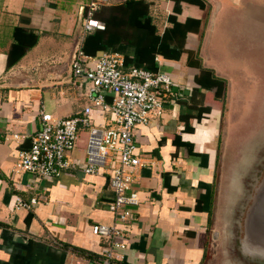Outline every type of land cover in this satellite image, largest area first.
<instances>
[{"label": "crops", "instance_id": "0c3cea01", "mask_svg": "<svg viewBox=\"0 0 264 264\" xmlns=\"http://www.w3.org/2000/svg\"><path fill=\"white\" fill-rule=\"evenodd\" d=\"M149 1L163 33L172 25L175 1ZM205 1V8L181 3L179 21H203L200 32L188 34L187 51L179 59L156 56L158 69L172 76L181 93L174 90L162 117L137 126L145 165L133 189L141 202L132 207L134 218L122 223L109 207L115 198L110 174L85 172L87 128L81 127L71 166L58 177L40 179L17 168L41 126L42 110L62 118L92 106L94 124H112V113L92 101L89 80L74 77L71 66L87 34L88 0H0V264H72L77 253L100 257L106 242L93 232L96 223L123 229L120 264H242L228 257V217L234 216L241 179H234L236 164L227 169L229 84L243 49L253 58L259 36L264 38V0ZM13 55L18 61L9 66ZM201 67L227 80L225 106L207 102L211 111L193 118L194 130L188 131L179 100L200 87ZM105 99L112 102L113 96L106 93ZM34 197L37 203L22 205Z\"/></svg>", "mask_w": 264, "mask_h": 264}, {"label": "built area", "instance_id": "2783aa9c", "mask_svg": "<svg viewBox=\"0 0 264 264\" xmlns=\"http://www.w3.org/2000/svg\"><path fill=\"white\" fill-rule=\"evenodd\" d=\"M108 0H88L83 18L85 33L105 29V24L93 15L95 9ZM124 56L119 53L87 55L78 46L72 56L74 77L84 76L90 82V97L96 106L112 113L110 126H98L92 119V106L75 115L57 118L41 111V126L31 136V146L20 153L19 171L31 173L40 179L58 177L71 166V153L76 148L81 127L89 130L86 173L108 172L109 186L115 193L110 209L120 222L134 218L133 206L141 202L139 192L133 189L138 169L145 165L138 152L136 130L139 124H149L164 115L166 102L174 97L175 81L170 74L158 69L132 66L124 70ZM113 96L112 102L105 99ZM34 197L31 207L37 203ZM93 232L106 244L97 258L79 256L72 264H120L116 261L118 249H125L120 240L123 229L117 225L96 223Z\"/></svg>", "mask_w": 264, "mask_h": 264}, {"label": "trees", "instance_id": "16d2710c", "mask_svg": "<svg viewBox=\"0 0 264 264\" xmlns=\"http://www.w3.org/2000/svg\"><path fill=\"white\" fill-rule=\"evenodd\" d=\"M174 14L169 16L171 26L159 33L151 12L149 0H126L118 4L104 3L98 6L93 15L105 24V29H92L87 32L82 48L89 56L99 52H119L124 56V67L137 66L152 71L158 70L156 56L179 59L187 51L186 43L189 33H198L203 21L188 18L185 22L178 20L182 11V1L206 7L205 0H174ZM18 61L16 55L10 59L9 66ZM200 87H195L187 99L181 103L180 119L186 123V129L193 131L191 120L202 119L211 111L207 102L225 106L227 80L215 74L212 69L201 67L196 76ZM225 110V108H224Z\"/></svg>", "mask_w": 264, "mask_h": 264}, {"label": "rangeland", "instance_id": "374dc122", "mask_svg": "<svg viewBox=\"0 0 264 264\" xmlns=\"http://www.w3.org/2000/svg\"><path fill=\"white\" fill-rule=\"evenodd\" d=\"M258 40L253 58L247 48L238 56L237 75L231 79V87L229 84L227 169L231 171V164H236L234 179H241L236 214L228 217L232 224L228 257L241 260L242 264H264V247L250 242L247 227L258 190L264 183V38L259 36ZM230 191L234 194V190Z\"/></svg>", "mask_w": 264, "mask_h": 264}, {"label": "water", "instance_id": "95a60500", "mask_svg": "<svg viewBox=\"0 0 264 264\" xmlns=\"http://www.w3.org/2000/svg\"><path fill=\"white\" fill-rule=\"evenodd\" d=\"M174 90L181 93V89L177 85L174 86ZM247 223L250 242L256 246L264 247V183L250 211Z\"/></svg>", "mask_w": 264, "mask_h": 264}, {"label": "flooded vegetation", "instance_id": "af4514ba", "mask_svg": "<svg viewBox=\"0 0 264 264\" xmlns=\"http://www.w3.org/2000/svg\"><path fill=\"white\" fill-rule=\"evenodd\" d=\"M260 189H261V188H260ZM260 189L258 190L257 196H258V194H259ZM257 196H256V197H257ZM254 203H255V201H254ZM253 205H254V204H253Z\"/></svg>", "mask_w": 264, "mask_h": 264}]
</instances>
